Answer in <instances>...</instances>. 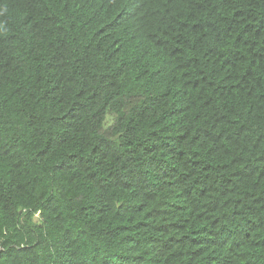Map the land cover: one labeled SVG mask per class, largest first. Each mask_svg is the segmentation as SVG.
<instances>
[{"label": "trees", "instance_id": "1", "mask_svg": "<svg viewBox=\"0 0 264 264\" xmlns=\"http://www.w3.org/2000/svg\"><path fill=\"white\" fill-rule=\"evenodd\" d=\"M0 264H264V0H0Z\"/></svg>", "mask_w": 264, "mask_h": 264}]
</instances>
